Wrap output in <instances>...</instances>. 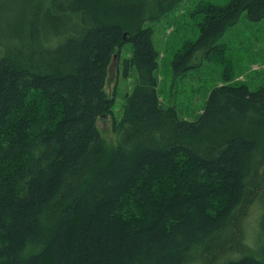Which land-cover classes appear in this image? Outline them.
Segmentation results:
<instances>
[{
  "label": "trees",
  "instance_id": "1",
  "mask_svg": "<svg viewBox=\"0 0 264 264\" xmlns=\"http://www.w3.org/2000/svg\"><path fill=\"white\" fill-rule=\"evenodd\" d=\"M179 1L0 0V264H189L224 244L264 159V86L214 87L195 121L163 108L145 23ZM192 14L175 77L218 63L217 40L242 14L263 20L264 0ZM125 44L137 82L109 145L96 121L113 115L104 86ZM262 241L226 264H264Z\"/></svg>",
  "mask_w": 264,
  "mask_h": 264
},
{
  "label": "rangeland",
  "instance_id": "2",
  "mask_svg": "<svg viewBox=\"0 0 264 264\" xmlns=\"http://www.w3.org/2000/svg\"><path fill=\"white\" fill-rule=\"evenodd\" d=\"M225 5L229 0H180L169 12L156 20L146 21L153 31L154 46L158 52V96L163 108L173 107L179 119L195 121L202 113L208 95L214 87L223 84L246 85L250 90L264 86V19L250 22L242 14L238 22L228 28L217 40L225 43L227 50L218 63L204 62L199 68L183 76H174L171 59L187 42L198 36L196 19L192 14L198 3ZM128 44L120 48L119 58L108 71L104 91L114 97L113 115L96 121L98 131L109 145H114L116 133L113 118L118 121L123 113L126 96L137 82L133 68L123 75L124 60L132 54ZM229 69L230 80L222 78ZM264 159L257 172L246 180V197L230 223L219 236L224 242L216 249L195 256L189 264H226L237 260L262 245L264 227Z\"/></svg>",
  "mask_w": 264,
  "mask_h": 264
},
{
  "label": "water",
  "instance_id": "3",
  "mask_svg": "<svg viewBox=\"0 0 264 264\" xmlns=\"http://www.w3.org/2000/svg\"><path fill=\"white\" fill-rule=\"evenodd\" d=\"M116 58H117V54H114L113 57H112L110 68L114 66V61H115Z\"/></svg>",
  "mask_w": 264,
  "mask_h": 264
},
{
  "label": "bare ground",
  "instance_id": "4",
  "mask_svg": "<svg viewBox=\"0 0 264 264\" xmlns=\"http://www.w3.org/2000/svg\"><path fill=\"white\" fill-rule=\"evenodd\" d=\"M37 28V27H36ZM35 41V40H34Z\"/></svg>",
  "mask_w": 264,
  "mask_h": 264
}]
</instances>
